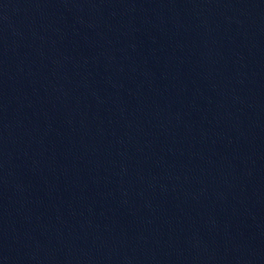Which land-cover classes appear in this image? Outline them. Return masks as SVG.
I'll return each mask as SVG.
<instances>
[{
	"label": "water",
	"instance_id": "95a60500",
	"mask_svg": "<svg viewBox=\"0 0 264 264\" xmlns=\"http://www.w3.org/2000/svg\"><path fill=\"white\" fill-rule=\"evenodd\" d=\"M0 264H264V0H0Z\"/></svg>",
	"mask_w": 264,
	"mask_h": 264
}]
</instances>
